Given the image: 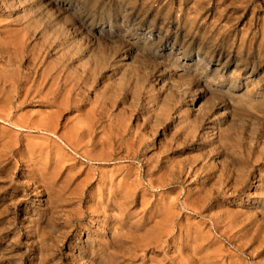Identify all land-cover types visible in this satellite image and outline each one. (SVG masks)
Returning <instances> with one entry per match:
<instances>
[{
	"label": "rangeland",
	"instance_id": "rangeland-1",
	"mask_svg": "<svg viewBox=\"0 0 264 264\" xmlns=\"http://www.w3.org/2000/svg\"><path fill=\"white\" fill-rule=\"evenodd\" d=\"M0 24V264H264V0Z\"/></svg>",
	"mask_w": 264,
	"mask_h": 264
},
{
	"label": "bare ground",
	"instance_id": "bare-ground-1",
	"mask_svg": "<svg viewBox=\"0 0 264 264\" xmlns=\"http://www.w3.org/2000/svg\"><path fill=\"white\" fill-rule=\"evenodd\" d=\"M5 12V11H4ZM35 13V11H32V13H30L29 16H33ZM9 14V13H8ZM2 22V21H1ZM5 25V24H4ZM2 24H0V33H4V32H7L8 30L6 29V25L4 26ZM8 25V24H7ZM4 26V27H3ZM24 36V35H23ZM57 75H54V78H56ZM45 77V76H44ZM53 80V79H52ZM54 81V80H53ZM52 82V81H51Z\"/></svg>",
	"mask_w": 264,
	"mask_h": 264
}]
</instances>
